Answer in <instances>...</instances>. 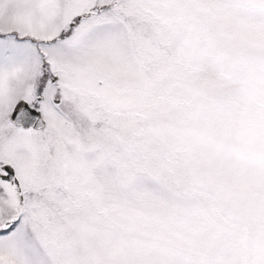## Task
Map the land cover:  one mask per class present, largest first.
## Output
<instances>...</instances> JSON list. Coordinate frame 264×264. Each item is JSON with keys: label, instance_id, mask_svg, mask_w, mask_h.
I'll return each instance as SVG.
<instances>
[{"label": "snow or ice", "instance_id": "6c2138e0", "mask_svg": "<svg viewBox=\"0 0 264 264\" xmlns=\"http://www.w3.org/2000/svg\"><path fill=\"white\" fill-rule=\"evenodd\" d=\"M0 264H264V0H0Z\"/></svg>", "mask_w": 264, "mask_h": 264}]
</instances>
